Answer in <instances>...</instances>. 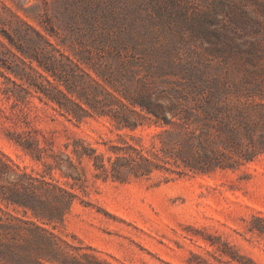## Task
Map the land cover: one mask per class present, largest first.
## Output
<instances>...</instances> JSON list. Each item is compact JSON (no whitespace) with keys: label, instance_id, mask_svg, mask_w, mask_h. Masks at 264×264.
Segmentation results:
<instances>
[{"label":"trees","instance_id":"trees-1","mask_svg":"<svg viewBox=\"0 0 264 264\" xmlns=\"http://www.w3.org/2000/svg\"><path fill=\"white\" fill-rule=\"evenodd\" d=\"M218 1L228 8L233 25L245 28L258 21L240 1ZM259 2V25H264V0ZM62 3L54 18L33 15L35 6L0 0V76L5 91L18 99L37 95L77 121L109 119L118 133L106 141V151L84 143L71 149L80 162L92 161L96 177L170 181L189 173L236 171L264 153V88L258 92L256 82L252 87L243 84L258 75L173 81L165 77L169 67L140 55L145 47L138 37L133 46L127 45L133 37L126 40L124 30L146 35L153 29L149 20L172 19L162 2H151L153 13H145L146 0ZM81 19L84 32L74 27ZM110 19L122 30L118 36L106 26ZM200 23L195 32L205 38L209 28ZM259 81L264 83V71ZM143 132L150 135L149 142ZM64 156L57 163L66 177L60 184L54 177L47 179V170L30 173L0 154V264H102L92 247L47 226L64 225L78 199L76 189L84 191L81 171L70 155Z\"/></svg>","mask_w":264,"mask_h":264},{"label":"rangeland","instance_id":"rangeland-1","mask_svg":"<svg viewBox=\"0 0 264 264\" xmlns=\"http://www.w3.org/2000/svg\"><path fill=\"white\" fill-rule=\"evenodd\" d=\"M156 1L172 12V19L145 20L153 27L146 35L124 31L126 40L133 37L129 47L138 37L145 47L140 55L169 67L165 77L175 81L185 76L258 75L243 84L252 87L256 82L258 92L264 88L259 81L264 71L260 0L236 1L258 18L245 28L228 20V8L223 9L218 0H146L145 13H153ZM8 2L35 6L33 15L53 17L63 4L62 0ZM80 21L74 27L84 32L79 26L86 22ZM200 21L209 28L205 38L195 32ZM106 26L117 36L122 31L112 19ZM4 87L0 76V154L30 173L47 170L48 180L54 177L64 184L66 177L57 163L66 160L67 153L83 175L84 191L76 189L78 199L64 225H47L51 230L92 247L102 264H264V153L242 169L211 175L189 173L162 182L98 178L92 161L80 162L71 149L84 143L106 151V141L118 133L108 118L70 119L37 95L18 99ZM143 135L149 142L150 135ZM3 208L22 216L13 208Z\"/></svg>","mask_w":264,"mask_h":264}]
</instances>
